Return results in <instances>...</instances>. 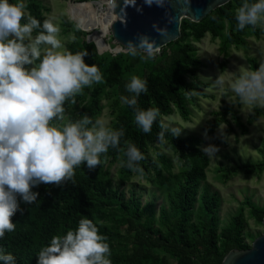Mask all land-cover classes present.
<instances>
[{
	"label": "trees",
	"instance_id": "obj_1",
	"mask_svg": "<svg viewBox=\"0 0 264 264\" xmlns=\"http://www.w3.org/2000/svg\"><path fill=\"white\" fill-rule=\"evenodd\" d=\"M10 2L16 3L17 0ZM24 2L27 5L24 10L26 15H32L41 23L48 18L46 12L49 9L40 0ZM241 2L230 0L199 22L182 18L179 38L167 43L154 59L149 60L121 53L113 47L111 36L109 49L101 48L105 44L101 38L106 33L97 39L90 37L97 43L99 54L94 43L86 41L85 31L74 25L71 28L72 24H69V29L64 28L65 33L72 31L76 37L75 41L67 44L66 50L75 53L86 49L88 55L84 57L85 63L96 64L105 80L102 84H93L91 89L84 88L83 93L76 97V104L65 103L64 117H67V121L64 123L79 120L84 114L95 121L103 108L101 100L107 98L113 115L110 127L124 130L119 147H126L125 141L138 147L145 156L139 162L142 172L122 167L121 161H126L127 157L123 152L109 148L108 153L101 157V165L89 170L83 163L74 169L75 184L65 181L60 185L41 183L34 186L32 191L38 193L37 201L28 204L17 196L19 209L11 217L16 227L13 232H6L0 238V250L5 254L11 253L16 264H36L39 250L50 243L52 236H63L69 230L74 231L84 217L92 219L100 234L107 238L112 264H220L228 251L251 246L245 240L246 236H253L244 232V206L231 217L229 223L219 227L220 197L216 192L211 193L205 184L201 187L209 164V157L200 148L202 139L195 134H166V141L158 143L168 147L171 156L155 145L160 130L159 120L173 113L174 109L184 120H188V104L196 100L192 93L202 92L199 89L204 83L199 80L197 72L203 63L196 53L194 42L200 41L206 33L212 39H218L223 67L231 46L245 48L248 37H258L263 32L260 27L251 26H246L243 31L236 30L235 13ZM74 11L77 13L79 9L74 8ZM93 25L98 27L97 23ZM100 27L102 29L97 32L105 29L103 24ZM249 62L251 68H258L255 58H250ZM133 75L147 81V92L137 98V106L160 110L158 122L153 124L150 133H144L137 126L133 109L121 101L122 96L130 95L125 90V84ZM227 110L231 111V108L224 107L221 111L212 112L214 117L204 126L208 135L213 136L222 123L228 124V131L233 130L226 118ZM261 115H264V109L256 108L254 114L249 116L248 124ZM234 118L245 133L246 125L240 123L235 114ZM219 144L220 139H217L213 145ZM150 149H156V155L153 156ZM174 160L178 166L177 172L173 171ZM115 163L122 184L140 174L150 184L166 189V203L156 211L153 202L142 204L134 192L126 198L124 190L114 187L110 179L109 169ZM263 170L264 159L236 165L228 171L231 174L238 171L251 174ZM246 205L255 220L261 223L264 208L249 199ZM0 264L3 262L0 261Z\"/></svg>",
	"mask_w": 264,
	"mask_h": 264
},
{
	"label": "clouds",
	"instance_id": "obj_2",
	"mask_svg": "<svg viewBox=\"0 0 264 264\" xmlns=\"http://www.w3.org/2000/svg\"><path fill=\"white\" fill-rule=\"evenodd\" d=\"M153 2L162 5L164 0H145L148 5ZM124 4L135 5V0H124ZM115 6L112 0L111 12ZM26 7L24 0H0V238L15 230L11 217L19 209L17 196L28 204L37 201L34 186L65 181L75 184L74 169L83 163L89 170L101 165L109 148L123 152L127 160L121 161V166L133 172H142L139 162L145 159L134 143L125 141L126 147H119L123 128L113 129L103 118L93 121L84 114L74 122H63L65 103L76 104L84 88L104 83V76L96 64L85 63L86 49L75 53L62 50L64 45L58 38L61 29L52 18L41 23L25 14ZM235 16L237 31L246 26L264 30V0H242ZM119 18L123 20V16ZM157 31L167 35L164 29ZM70 39L75 41L76 37ZM154 45L141 35L137 44L129 40L119 51L149 60L160 51V45ZM222 72L212 82L217 88L227 87L232 94L227 97L230 103L239 104L242 111L264 109V61L255 69L229 72L228 77ZM125 90L130 95L122 96V103L133 109L137 126L150 133L160 110L137 106V98L147 92V81L133 75ZM159 129L160 143L166 141V134L178 136L181 132V127L163 120H159ZM202 151L213 157L218 147L209 144ZM106 239L92 219L81 218L74 231L52 236L39 250L36 264H112ZM0 261L16 264L15 257L3 250Z\"/></svg>",
	"mask_w": 264,
	"mask_h": 264
},
{
	"label": "rangeland",
	"instance_id": "obj_3",
	"mask_svg": "<svg viewBox=\"0 0 264 264\" xmlns=\"http://www.w3.org/2000/svg\"><path fill=\"white\" fill-rule=\"evenodd\" d=\"M42 4L48 7L46 15L48 18H52L61 31L58 38L61 40L64 48L72 40L73 32H64L65 27L72 26L83 27L88 30L87 26L83 25L84 19L82 15L86 13L90 15V12L95 11V5L92 9H88L87 4L91 0H40ZM103 1V0H95ZM95 4V2H92ZM103 5V4H102ZM105 6V4L103 5ZM106 7V6H105ZM74 8H78L76 13ZM100 15L93 20L92 25L100 22ZM80 22V25L79 23ZM90 23V22H89ZM79 25V26H78ZM83 25V26H81ZM68 28V29H69ZM89 34V32H86ZM100 33V32H99ZM99 33H92L91 38L99 35ZM103 39L108 44H104L101 48L110 47V35L109 30L105 31ZM101 35V34H100ZM86 38V36H85ZM105 41V42H106ZM113 47L120 49V46L113 42ZM218 39H212L211 36L206 33L205 36L198 42H194L196 47V53L201 59L203 65L199 68L197 75L204 85L200 87L198 91H193V96L196 100L193 103H189L190 117L188 120H184L176 109L173 113L163 116L165 123H170L173 126L181 127V136L189 134H195L202 139L200 148L203 149L209 144H214L217 139H220V144L217 146L218 151L213 157H209V164L206 168V179L201 184L206 185L208 190L213 193L216 192L220 197V206L218 210L219 227H222L229 223L231 217L237 213L241 206H244L243 216L245 222V234L250 233L254 238L257 234L264 232V226L257 222L255 218L250 214L249 207L246 205V200L249 199L255 205L264 208V170L260 173L246 174L243 171L237 173H229V169L236 165H242L246 163H256L264 159V115L257 117L252 123L248 124V118L254 114L255 109L252 111H242L239 104H232L227 97L232 94L228 91L227 87L224 89L217 88L213 85V82L217 75L222 72L225 77L230 76L229 72H236L238 69L251 68L250 58H255L258 63V67L261 61H264V30L258 36H250L247 38V46L245 48H235L231 46L229 49V56L227 57L226 64L222 67L223 55L218 49ZM103 106L101 113L97 118H103L108 121L109 127L113 120L111 114V107L107 98L101 100ZM224 107L231 108V111L227 110L226 118L231 124L232 131H228V124L222 123L213 136L208 135L204 130V126L207 121L212 119L213 111H221ZM261 109V108H260ZM234 114L239 118V122L243 123L247 127L245 133L242 132L240 126L236 124ZM67 121V117H64V121ZM156 147L161 151L172 155L171 150L160 143H155ZM152 155H156V149H150ZM108 166V164H105ZM117 164H112L110 167V179L114 187L124 190L125 197L128 198L131 192H134L136 196L140 197L142 204L146 202H153L155 204V210L158 211L160 206L166 203V189L156 187L140 175L136 174L132 178L122 184L118 178L116 171ZM228 169V170H226ZM174 172L178 171L176 160H174ZM258 235V236H259ZM246 236V242L251 244L254 238Z\"/></svg>",
	"mask_w": 264,
	"mask_h": 264
},
{
	"label": "water",
	"instance_id": "obj_4",
	"mask_svg": "<svg viewBox=\"0 0 264 264\" xmlns=\"http://www.w3.org/2000/svg\"><path fill=\"white\" fill-rule=\"evenodd\" d=\"M230 0H164L162 5L153 2L151 5L145 0H135V5H125L124 0H115L116 6L110 10L109 35L112 41L121 45H126L129 40L133 44L139 42L141 35H146L149 40L154 41V46L160 49L167 43L174 41L180 36V24L182 18H187L193 22L201 21L207 14L215 8L222 6ZM91 2H96L91 0ZM111 9V7H108ZM121 8L124 9L123 13ZM117 17H116V15ZM123 16V20L119 17ZM116 19V20H115ZM114 20V21H113ZM79 26V25H78ZM81 30H87L79 27ZM157 28L167 31V35L162 36ZM86 35L87 42H93L96 50L97 43ZM104 39L103 42L108 44ZM264 226V216L262 218ZM220 264H264V232L257 236L246 249H232L224 256Z\"/></svg>",
	"mask_w": 264,
	"mask_h": 264
},
{
	"label": "bare ground",
	"instance_id": "obj_5",
	"mask_svg": "<svg viewBox=\"0 0 264 264\" xmlns=\"http://www.w3.org/2000/svg\"><path fill=\"white\" fill-rule=\"evenodd\" d=\"M102 4L104 5V0L102 2L101 1H96L95 4L92 3V2H89L87 4L88 9H92V6L95 5V8H96L95 11L94 12H90V15H87L86 13H84L82 15V19H84L83 22H84L85 26H87V29L90 30V31L87 30L89 33L93 32V30H96V33H99L97 31H100L102 29V27H100L102 25H98V27H94V25H92L93 20L96 19L98 15H100V17H101L99 23H101V24L103 23V26H105V29L102 30L99 33V35L93 37L92 39L99 38L100 34H103L105 31L109 30L108 17H109L110 9L106 5H105L106 6L105 7ZM96 33H94V34H96ZM101 40L103 41L104 39L101 38ZM97 47H98V45H97Z\"/></svg>",
	"mask_w": 264,
	"mask_h": 264
},
{
	"label": "built area",
	"instance_id": "obj_6",
	"mask_svg": "<svg viewBox=\"0 0 264 264\" xmlns=\"http://www.w3.org/2000/svg\"><path fill=\"white\" fill-rule=\"evenodd\" d=\"M104 4H105L107 7H111L112 0H104Z\"/></svg>",
	"mask_w": 264,
	"mask_h": 264
}]
</instances>
